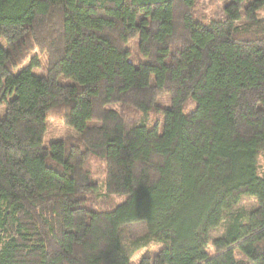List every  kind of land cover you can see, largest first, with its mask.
Segmentation results:
<instances>
[{
  "label": "trees",
  "instance_id": "1",
  "mask_svg": "<svg viewBox=\"0 0 264 264\" xmlns=\"http://www.w3.org/2000/svg\"><path fill=\"white\" fill-rule=\"evenodd\" d=\"M199 1L0 0V264H264V0H226L222 19ZM51 111L77 140L45 144ZM89 156L123 202L91 207Z\"/></svg>",
  "mask_w": 264,
  "mask_h": 264
},
{
  "label": "rangeland",
  "instance_id": "2",
  "mask_svg": "<svg viewBox=\"0 0 264 264\" xmlns=\"http://www.w3.org/2000/svg\"><path fill=\"white\" fill-rule=\"evenodd\" d=\"M226 5V0H200L197 6V10L200 15L212 19H222L224 17V9ZM258 16L264 19V7L258 11ZM243 20L242 22H244ZM128 51L131 52L130 60L139 65L146 62V58L142 57L139 53V39L136 38L126 47ZM35 56L39 59L41 67L34 70V73L45 75L47 72V56L45 53L36 51ZM155 79L152 78L154 83ZM61 83H71L68 80L60 79ZM10 95H6L3 87L0 86V119H4L6 116V101L9 100ZM156 106L159 108H169L170 106V96L163 95L157 102ZM187 107L190 110L193 107L192 102L187 103ZM109 108L115 109L118 111L125 112V116L129 125H133L136 122H139L142 119V116L145 118L147 116L133 111L128 108H124L120 104H113ZM164 122V115L161 111H151L148 114L147 123L153 125L155 122ZM77 133L70 127L66 126L62 119V113L60 111H51L48 116V133L45 139V144L48 145L52 140H67V139H76ZM260 168L264 166V156L259 158ZM86 167L90 170L92 174L93 184L95 186L96 194L90 198V205L94 209L107 210L114 207L117 204H120L124 201L123 196H108L105 195V164L104 160L101 157L89 156L86 161ZM257 207V204L253 198L243 197L241 200L238 210L244 212L251 211ZM126 237L131 241H135L141 237H144L147 234V225L145 222L128 224L123 227ZM224 233V225L215 231L213 238H220ZM145 253V250L138 252L133 257V263L136 264L140 261L141 255Z\"/></svg>",
  "mask_w": 264,
  "mask_h": 264
}]
</instances>
